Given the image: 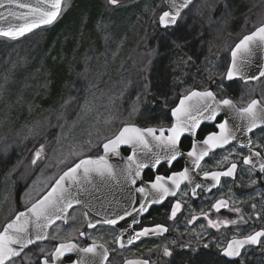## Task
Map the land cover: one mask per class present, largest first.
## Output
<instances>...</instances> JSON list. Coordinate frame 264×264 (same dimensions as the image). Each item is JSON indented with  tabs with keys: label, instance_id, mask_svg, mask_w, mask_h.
<instances>
[{
	"label": "rangeland",
	"instance_id": "374dc122",
	"mask_svg": "<svg viewBox=\"0 0 264 264\" xmlns=\"http://www.w3.org/2000/svg\"><path fill=\"white\" fill-rule=\"evenodd\" d=\"M104 1L96 37L67 52L49 43L48 28L0 38V232L122 127L163 119L184 72L190 88L201 65L224 64L264 24V0H197L170 30L159 27L163 0Z\"/></svg>",
	"mask_w": 264,
	"mask_h": 264
},
{
	"label": "flooded vegetation",
	"instance_id": "af4514ba",
	"mask_svg": "<svg viewBox=\"0 0 264 264\" xmlns=\"http://www.w3.org/2000/svg\"><path fill=\"white\" fill-rule=\"evenodd\" d=\"M248 8L245 6L246 16ZM236 44L223 56L224 64L201 65L190 88L184 84L183 70L184 74L177 81L178 95L166 106L164 120L159 118L148 126H139L164 130L162 136L158 135L161 137L158 154L153 155L150 147L136 144L121 149L123 160L118 161L111 192H107L98 205L73 207L65 220L51 227L45 242L28 248L7 264H45V261L48 264H143L145 261L147 264H264V237L258 244H245L238 257L223 255L233 240L264 232V171L260 169V163L264 162V76L249 81L227 78ZM204 92H211L215 99L196 95L192 102L183 103L179 114V118L189 124L199 121L194 135L185 132L181 137L183 155L171 165L162 160L152 167V161L168 151L163 138L171 135L168 130L177 123L174 111L190 94ZM224 99L231 100L232 106L223 105ZM254 100L259 101L255 109L257 123L249 131V115L243 110ZM213 110L215 119H207ZM225 121L234 138L222 147L203 144L209 135L220 133L218 125ZM104 144L97 154L87 157L103 156ZM193 149L197 153L208 150L198 168L194 157L187 155ZM249 157L252 163H244ZM233 163L236 169L231 176H221L218 184L211 178L212 173L228 171ZM140 164L147 167L138 168ZM185 169L191 182L182 181L176 189L168 178ZM205 172L209 173L208 178ZM156 176H164L166 186L175 192L163 195L158 203L153 202L154 197L162 195L152 188ZM140 188L145 191H138ZM220 201H224L226 207L217 211L215 205ZM177 203L180 209L173 217ZM107 220L116 223L109 224ZM160 228L167 231H159ZM145 229H149L148 234L138 236ZM152 229L157 231L152 232ZM61 244L76 247L56 258L54 253ZM86 247H95V254L81 251ZM165 249L170 255H165Z\"/></svg>",
	"mask_w": 264,
	"mask_h": 264
},
{
	"label": "snow or ice",
	"instance_id": "6c2138e0",
	"mask_svg": "<svg viewBox=\"0 0 264 264\" xmlns=\"http://www.w3.org/2000/svg\"><path fill=\"white\" fill-rule=\"evenodd\" d=\"M109 2L112 5H118L119 0H109ZM191 0H185L183 4H180L176 7V12L173 15L170 12H164L163 15L160 18V23L167 27L169 24H175L176 19L180 14V9L187 6L188 3H190ZM7 3L10 5H15L16 8L19 9H28L26 13H21L17 15L15 12H9V16H14L17 20L23 19L24 23L20 25H12L9 24L7 27H0V36L6 37L9 39H17L19 37L24 36L27 32H31L34 28H37L41 25H48L53 23L56 18L59 16L61 10H62V4L63 0H38V6L33 7L32 5L21 3L20 0H7ZM43 5V6H39ZM5 3L3 0H0V8H4ZM2 16V14H0ZM29 17H32L30 20ZM3 19L7 20V17H3ZM253 43H258L260 46H264V27H260L256 32L252 33L251 35L245 36L240 43L236 46L235 50L232 52V69L228 71L227 78L229 80H232L234 76H236L239 73V67L236 63V58L238 53H251V45ZM261 76H264V72L260 73ZM258 78V77H257ZM193 95H199L204 97H213V94L211 92H204V93H193ZM190 99V97L188 98ZM183 101H181V108H177L173 115L177 116V123L175 126L170 128L168 131L171 133V135L164 137L163 142L166 143L168 151L163 157L157 156L152 161V167H156L161 163L162 160L166 161L168 165H171L173 161L177 160V158L183 153L180 149V140L181 137L184 135L185 132H189L191 134H195V129L199 127V121L196 120L193 123L189 124L187 121H182L179 118V114L181 113V110L183 108ZM221 103L225 106H232V101L229 99H224L221 101ZM259 101H253L246 109L243 111L249 115V131L252 130L253 127L256 126L257 123V116H256V106L258 105ZM216 111L213 110V112L207 117V119H215ZM220 128V133L212 134L207 137V139L203 140V144L209 145L211 148L214 147H222L224 144H227L230 142L231 139L234 138V136L229 132L227 128V121L224 123H220L218 125ZM147 131L149 135H152L155 137V129H146L141 130L139 128H124L123 131L120 132V134L116 137L114 140H110L108 143L103 145L104 151L107 154L108 152L112 151L115 152L117 149V146L121 143H130L133 137H129L128 133H135V139L141 143H144L146 145V141L144 140L143 132ZM161 135H163V132H161ZM157 139H159L157 137ZM208 154V150H202L199 153L196 152L195 149L192 151H189L187 155L189 157H194V164L198 168L199 162ZM257 156H259V153H256ZM39 156V153H37V157ZM104 161V158L101 157L98 161H91V160H82L80 164H77L74 168H71L69 172L65 173V177H69L71 179H75V176L73 175L76 173L77 169L84 167L85 174L88 173L89 169L86 167L89 164H96L97 171L100 170L99 165ZM244 163L250 164L252 163L251 158H245ZM105 167H107L105 165ZM138 168L147 167V164H140L137 166ZM236 169V164L233 163L231 165V168L226 172H216L211 174V178L216 181V183H219L221 176H231L233 172ZM260 169L261 171H264V162L260 163ZM110 174V168L107 169ZM103 174V172H101ZM136 175L139 176V171L136 172ZM205 178L209 177V173H204ZM61 177L60 180L57 182L56 186L52 188L51 192L48 194V196H45L42 201L39 202L38 205L33 206L30 211L37 216V219H39L40 213L37 212V209L40 207V205L44 204L45 201H49V197L53 196V194L57 193V190L60 189L63 191L62 185L64 183V178ZM173 185H175L176 189H179L180 183L182 181L188 180L190 181L188 170L185 169L182 172H177L170 176L168 178ZM191 182V181H190ZM133 183L135 181L133 180ZM199 185H197L198 187ZM152 188L156 189L158 192L162 193L160 197H154L153 202L158 203L163 198V195L172 194L174 195L175 192L171 191L165 183V177L164 176H156L155 183L152 184ZM140 192H144L145 190L143 188L138 189ZM71 202L69 201L68 204L65 205V207H70ZM221 207H226V204L224 201H220L215 205V208L217 211ZM180 209V204L177 203L175 209H173L172 216L175 217L176 212ZM64 209H61L63 211ZM145 210L144 206L141 207V211ZM20 215H26L25 213H21ZM19 216H17V221L19 220ZM109 224L116 223L115 220H107L105 221ZM211 224L212 222L209 221ZM91 226V225H90ZM215 226V225H213ZM11 230L14 232L22 231V229L16 227L14 223H9L7 227L5 228L4 232L0 234V264H6V261L12 260L13 257L19 256L20 252L16 250L15 248L10 247L12 244H19L21 250L23 247H25L28 243H32L31 240H25L21 242V240L17 239L14 235L10 233ZM152 232H156L157 229H152ZM159 231H167L166 228H160ZM149 232V229H145L144 232L138 234L139 235H147ZM264 237V232H256L254 235H249L244 240H233L231 243L228 244L227 248L224 250L223 255L226 257H238L241 254V249L244 247L245 244H258L260 243V238ZM40 236H37V239H40ZM46 238V237H45ZM138 238V237H137ZM76 245L74 244H61L55 251L54 255L56 258H60L64 255L65 251H71L74 249ZM81 251L85 253H92L95 254V247H86L81 249ZM165 255H170L167 249H165ZM45 264H48L47 261H45ZM91 264V262H89ZM129 264H134V262H129ZM143 264H147V261L143 262Z\"/></svg>",
	"mask_w": 264,
	"mask_h": 264
},
{
	"label": "water",
	"instance_id": "95a60500",
	"mask_svg": "<svg viewBox=\"0 0 264 264\" xmlns=\"http://www.w3.org/2000/svg\"><path fill=\"white\" fill-rule=\"evenodd\" d=\"M164 5H165V11L164 12H170L173 15L176 12V7L179 6L180 4H183L185 0H163ZM197 0H191L190 3L187 4L186 7L180 9V14L176 19L175 24H169L167 27H164L160 23V18L163 15L159 17V27L161 30H168L171 28H175L179 22L180 17L185 13V11ZM5 3L4 8H0V27H7L9 24L12 25H20L24 23L23 19L17 20L14 16H9V12H15L17 15L21 13H26L28 9H19L16 8L15 5H10L7 3V0H3ZM21 3H26L29 5H32L33 7L38 6V0H20ZM65 0H63L62 4V10L59 14V16L56 18V20L48 25H41L37 28H34L31 32H27L24 36L19 37L17 39H9L6 37L0 36V38H5L11 41H18L21 40L39 30L46 29L54 25L58 19L60 18L62 11H63V6H64ZM43 6V5H39ZM3 17H7L8 19L5 20ZM31 20L32 17H29ZM261 27H264L261 26ZM260 28V27H259ZM258 28V29H259ZM257 29V30H258ZM255 30L254 32H256ZM253 32V33H254ZM252 34V33H251ZM250 34V35H251ZM241 41V40H240ZM240 41L236 44V46L240 43ZM236 46L232 50V52L235 50ZM231 58H232V53H231ZM233 62V58H232ZM236 63L239 67V73L234 76L233 79L236 78H241L244 81H249V80H255L257 77L260 76V73L263 72L264 70V46H260L258 43H253L251 45V53H238L237 58H236ZM251 64L254 65L252 68H247L244 65ZM196 95L190 94L187 98L183 99V102H192L193 98ZM190 97V99H188ZM181 108V104L179 106ZM175 112V111H174ZM139 128L141 130H146L143 128H140L136 125H127L124 126L121 131H123L124 128ZM155 129V128H151ZM120 131V132H121ZM120 132L111 140L116 139V137L120 134ZM161 132L164 133V130H158L155 129V137L152 135H149L147 131L143 132L144 135V140L146 141V145L144 143H141L137 141L135 137V133H128L127 135L129 137H133L130 143H121L117 146V149L115 152H108L107 154L104 151L103 148V157L104 161L99 165L100 170L97 171V165L96 164H89L86 167H88L89 171L87 174L84 172V167L82 166L81 168L77 169L76 173L73 175L75 176V179H71L69 177H65V173L69 172L71 168H74L77 164H80L82 160H91V161H98L101 159V157H87L83 158L80 161H78L75 165H73L71 168L67 169L60 177L55 181V183L52 185V187L38 200L36 201L33 205H31L29 208L19 212L10 222H8L3 230L0 232L2 234L7 227L9 223H14L16 227L22 229V231L19 232H12L11 230L10 233L14 235L17 239L21 240V242L25 240H31L32 243H28L23 249L21 250L19 244H12L10 247L15 248L20 252L19 256H21L28 248L45 242L47 240V236L49 233V230L51 227L62 220H65L67 214L69 211L77 206V205H88L89 203H93L98 205V201L103 199V197L106 196L107 192H111V187L113 186V181L115 178V170L118 166V161L123 160L122 157L120 156V151L123 148L131 147V145H142V146H147L151 148V152L153 155H156L160 152V150L157 148L159 146V141L161 140ZM171 134V133H170ZM160 135V136H158ZM157 137L159 139H157ZM110 141V140H109ZM107 141L106 143H108ZM105 143V144H106ZM137 151V150H135ZM105 165L107 167H105ZM110 168V174L109 171L107 170ZM103 172V174H101ZM61 177L64 178V183L62 185V188L64 189L61 191L60 189L57 190V193L53 194V196L49 197V201H45L44 204L40 205V207L37 209V212L40 213L39 219H37V216L34 215L30 209L33 208V206L38 205L40 201L44 199L45 196H48V194L51 192L52 188L56 186L57 182L60 180ZM71 202L70 207H65L68 202ZM61 209H64L61 211ZM21 213H25L26 215H20ZM17 216H19V220L17 221ZM37 236H40V239H37ZM46 237V238H45ZM19 256H15L12 258V260H15ZM10 260V261H12ZM10 261H6V264L9 263Z\"/></svg>",
	"mask_w": 264,
	"mask_h": 264
},
{
	"label": "trees",
	"instance_id": "16d2710c",
	"mask_svg": "<svg viewBox=\"0 0 264 264\" xmlns=\"http://www.w3.org/2000/svg\"><path fill=\"white\" fill-rule=\"evenodd\" d=\"M104 7V0H72L59 20L53 26L46 29L49 35V43L53 44V42H56L57 49L64 46L67 52L74 47L77 41L80 40L86 43L92 39L91 37L95 38L94 26ZM184 43L187 45V42ZM161 63L163 64V62ZM63 67L64 63L55 64L54 71L61 70ZM62 77L61 75L57 76V81L53 87L54 94H56L57 89H60Z\"/></svg>",
	"mask_w": 264,
	"mask_h": 264
},
{
	"label": "bare ground",
	"instance_id": "6f19581e",
	"mask_svg": "<svg viewBox=\"0 0 264 264\" xmlns=\"http://www.w3.org/2000/svg\"><path fill=\"white\" fill-rule=\"evenodd\" d=\"M122 128H123V127H122ZM120 131H121V130H120ZM120 131H119V132H120ZM112 139H113V138H112ZM110 140H111V139H110ZM105 143H106V142H105ZM63 173H64V172H63ZM63 173H62V174H63ZM62 174H61V175H62ZM59 177H60V176H59ZM59 177H58V178H59ZM54 183H55V182H54ZM54 183H53V184H54ZM51 187H52V186H51ZM51 187H50V188H51ZM50 188H49V189H50Z\"/></svg>",
	"mask_w": 264,
	"mask_h": 264
}]
</instances>
